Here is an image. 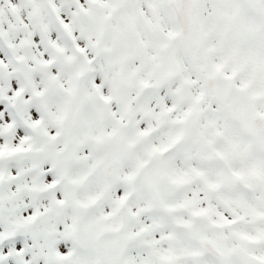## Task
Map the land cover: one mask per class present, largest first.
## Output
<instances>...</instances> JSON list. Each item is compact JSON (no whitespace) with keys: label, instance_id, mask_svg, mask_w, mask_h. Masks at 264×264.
Segmentation results:
<instances>
[{"label":"snow or ice","instance_id":"obj_1","mask_svg":"<svg viewBox=\"0 0 264 264\" xmlns=\"http://www.w3.org/2000/svg\"><path fill=\"white\" fill-rule=\"evenodd\" d=\"M0 264H264V0H0Z\"/></svg>","mask_w":264,"mask_h":264}]
</instances>
